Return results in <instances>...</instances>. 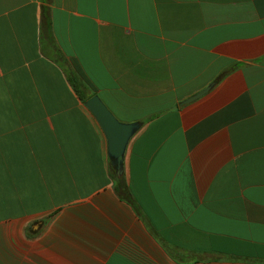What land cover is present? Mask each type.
<instances>
[{
    "label": "crops",
    "instance_id": "crops-1",
    "mask_svg": "<svg viewBox=\"0 0 264 264\" xmlns=\"http://www.w3.org/2000/svg\"><path fill=\"white\" fill-rule=\"evenodd\" d=\"M0 264H264V0H0Z\"/></svg>",
    "mask_w": 264,
    "mask_h": 264
},
{
    "label": "water",
    "instance_id": "water-1",
    "mask_svg": "<svg viewBox=\"0 0 264 264\" xmlns=\"http://www.w3.org/2000/svg\"><path fill=\"white\" fill-rule=\"evenodd\" d=\"M213 84L194 93L181 103H189L205 94ZM85 106L91 111L100 124L107 142V154L111 168L115 175L120 177L124 173V157L130 138L137 132L141 122H125L118 119L98 94L92 95L85 102Z\"/></svg>",
    "mask_w": 264,
    "mask_h": 264
},
{
    "label": "trees",
    "instance_id": "trees-1",
    "mask_svg": "<svg viewBox=\"0 0 264 264\" xmlns=\"http://www.w3.org/2000/svg\"><path fill=\"white\" fill-rule=\"evenodd\" d=\"M44 23V28L48 30L50 27L49 20L45 19ZM69 81L81 100L86 101L94 94V92L90 90L87 84L73 70L69 72ZM109 175L113 180L116 192L125 200L130 201L131 194L125 176L122 175L117 177L111 166L109 167Z\"/></svg>",
    "mask_w": 264,
    "mask_h": 264
}]
</instances>
